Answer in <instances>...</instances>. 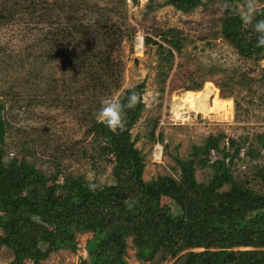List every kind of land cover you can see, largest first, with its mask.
Returning <instances> with one entry per match:
<instances>
[{
	"label": "rangeland",
	"instance_id": "rangeland-1",
	"mask_svg": "<svg viewBox=\"0 0 264 264\" xmlns=\"http://www.w3.org/2000/svg\"><path fill=\"white\" fill-rule=\"evenodd\" d=\"M165 1L0 0V101L6 127L3 149L11 160L23 157L44 174L58 172L60 181L71 175L82 176L97 187L113 184L112 165L98 155V142L85 135L86 126L96 118L102 97L116 98L125 89L143 83L144 107L130 132L131 138L137 137L135 146L144 156V181L165 174L178 179L176 159L192 160L193 146H202L209 136L223 135L218 149L209 154L211 161L223 158L224 149L232 152L227 140L234 139L241 149L234 157L239 159L233 160V176L249 180L248 187L262 192L253 175L256 166L264 162V148L259 143V136L264 140V59L255 63L243 59L225 40L221 20L227 4L222 0H206L188 13ZM251 2L254 10L264 6V0ZM246 4L247 0L234 2L239 15ZM7 12L11 16L4 21L1 16ZM69 16L83 18L93 28L114 25L120 36L104 41L75 37L71 44L45 40L50 26L57 31L70 28V23L65 27ZM171 28L180 33L182 47L180 52L172 51L167 62L155 44H145V38L167 47L157 34ZM109 47L113 48L108 56L115 61L120 87L110 93L92 91L88 71L77 58ZM72 50L75 56L67 54ZM187 86L196 88L188 90ZM187 91L195 94L204 111L190 106ZM215 95L227 101L225 108H212ZM152 129L160 140L151 141ZM157 143L161 148L155 157L152 149ZM249 147L260 151L258 158L246 155ZM210 173L208 166L196 168L194 176L197 182L205 183ZM227 188L225 184L219 190ZM91 237V232L75 231L74 252H51L42 263L82 264L87 260L85 246ZM126 243L124 259L128 264H170L174 260L159 263L157 253L151 261H139L131 238ZM12 259V252L0 246V264H9Z\"/></svg>",
	"mask_w": 264,
	"mask_h": 264
},
{
	"label": "trees",
	"instance_id": "trees-1",
	"mask_svg": "<svg viewBox=\"0 0 264 264\" xmlns=\"http://www.w3.org/2000/svg\"><path fill=\"white\" fill-rule=\"evenodd\" d=\"M235 1L222 0L227 5L221 33L239 57L255 63L264 59V46H257L258 33L252 25L264 19V6L253 10L251 22L245 23ZM205 2L166 0L165 4L188 13ZM10 16L7 12L1 17L8 21ZM68 23L71 27L66 31L49 24L45 40L71 44L75 37L104 41L120 36L118 28L107 23L93 28L83 18L73 17L64 26ZM179 34L172 28L157 34L167 47L148 37L145 44H155L169 62L172 51L180 52L182 47ZM112 47L77 58L88 71L92 91L110 93L120 87L115 61L108 56ZM67 54L75 56V51ZM261 77L264 79V66ZM143 88L140 83L117 94L123 103L129 91L138 93L135 107L123 109L121 127L109 129L96 118L86 126L85 135L98 142V155L112 165L114 183L101 187L95 182L88 184L82 176L66 175L60 181L58 172L44 174L23 157L11 160L3 149L6 127L0 101V246L13 254L9 264H44L51 252H74L75 231L92 233L85 246L87 260L82 264H128L124 259L128 238L142 262L159 253V263L174 259L170 264H264V162L256 166L253 175L262 187L259 193L248 187L249 180L233 176L231 167L233 160L239 159L234 157H238L241 144L228 139L232 152L224 149L223 158L211 161L209 154L218 149L223 135L209 136L202 146H193L192 160L176 159L178 179L165 174L144 181V156L135 146L137 137L131 138L130 132L144 107ZM149 138L160 140L153 129ZM259 143L263 149L261 136ZM246 155L258 158L260 151L249 147ZM207 166L210 179L197 182L195 169ZM225 184L228 188L219 190ZM197 248L201 250L195 251Z\"/></svg>",
	"mask_w": 264,
	"mask_h": 264
},
{
	"label": "clouds",
	"instance_id": "clouds-1",
	"mask_svg": "<svg viewBox=\"0 0 264 264\" xmlns=\"http://www.w3.org/2000/svg\"><path fill=\"white\" fill-rule=\"evenodd\" d=\"M253 10L254 8L251 0H247L246 8L240 15L241 20L245 23L251 22L253 18ZM252 27L258 33L256 39L257 46H264V19L256 20ZM139 47L142 49V42ZM137 102L138 93L136 91H129L127 93V98L123 101V103L118 97H102L99 101L100 107L96 111V118L105 124L109 129H117L121 127L123 123V109L134 108ZM94 187V185H89L90 189Z\"/></svg>",
	"mask_w": 264,
	"mask_h": 264
},
{
	"label": "bare ground",
	"instance_id": "bare-ground-1",
	"mask_svg": "<svg viewBox=\"0 0 264 264\" xmlns=\"http://www.w3.org/2000/svg\"><path fill=\"white\" fill-rule=\"evenodd\" d=\"M206 86V85H205ZM209 92V91H208ZM214 92V91H213ZM185 94V93H184ZM208 97V96H207ZM186 99L188 101V103L190 104V106H192L193 108L200 110V111H204L205 108L203 107V105H201V103H199V101L196 100L195 94L191 91H187L186 92ZM229 101V100H228ZM226 100H219L218 97H216V95L214 96L213 100H212V108H221L224 107V103H226ZM206 103V102H205ZM228 104V103H227ZM209 108V107H208ZM211 108V109H212ZM225 108V107H224ZM229 109V108H227ZM207 110V109H206ZM214 110V109H213ZM226 110V109H225ZM231 111V109H229ZM215 111V110H214ZM217 111V109H216ZM223 112V110H222ZM224 116V115H223Z\"/></svg>",
	"mask_w": 264,
	"mask_h": 264
},
{
	"label": "built area",
	"instance_id": "built-area-1",
	"mask_svg": "<svg viewBox=\"0 0 264 264\" xmlns=\"http://www.w3.org/2000/svg\"><path fill=\"white\" fill-rule=\"evenodd\" d=\"M142 42V39H140L139 41H138V43H139V46H140V43ZM160 146H159V144L157 143V144H155L154 146H153V149H152V152H154L153 153V156H158L159 154H160Z\"/></svg>",
	"mask_w": 264,
	"mask_h": 264
}]
</instances>
